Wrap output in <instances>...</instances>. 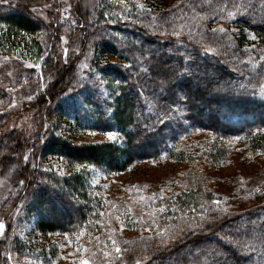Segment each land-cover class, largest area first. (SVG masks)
<instances>
[{"label": "trees", "instance_id": "1", "mask_svg": "<svg viewBox=\"0 0 264 264\" xmlns=\"http://www.w3.org/2000/svg\"><path fill=\"white\" fill-rule=\"evenodd\" d=\"M100 2L85 15L97 28L106 22V34L92 46L99 57L98 62L93 59L91 76L80 78L70 63L59 80L44 79L49 85L41 90L34 116L37 128H49L44 138L13 129L0 138V147L7 140L21 147L7 170L15 171L25 151H32L16 170L24 183L16 185L0 209L18 201L13 210L33 212L34 227L42 236L69 231L80 238L84 230L94 233L99 225L104 207L97 204L105 200L80 166L124 172L140 161L162 160L176 147L188 157L181 161L190 163L183 142L202 132L220 139L213 149L199 148L204 155L211 149L207 156L213 161L222 156L225 140L235 138L264 152V0H185L173 8L142 12L135 21L124 22L129 26L116 23L122 4ZM4 9L0 5V54L40 59V35L56 28L26 12ZM76 24L69 35L78 38ZM225 26L243 35L232 32L231 39ZM248 34L257 37L254 46L243 44ZM43 65L49 70L53 66L49 55ZM100 89L103 97L97 95ZM5 98L0 86V103ZM65 102L72 104L70 110ZM71 118L117 137L82 142L52 132L53 123ZM44 154L61 158L73 170L43 168L39 162ZM207 185L203 162L189 166L180 189L162 199L159 213L165 226L126 239L112 264H264V178L238 185L239 198L233 201L215 195ZM197 206L199 215L190 211ZM8 246L7 240L0 242V264H10Z\"/></svg>", "mask_w": 264, "mask_h": 264}, {"label": "rangeland", "instance_id": "2", "mask_svg": "<svg viewBox=\"0 0 264 264\" xmlns=\"http://www.w3.org/2000/svg\"><path fill=\"white\" fill-rule=\"evenodd\" d=\"M183 1L185 0H114L115 4L120 3L123 6L119 22L116 23L129 26L130 24L124 22L135 21L142 12L143 14L154 12L156 7L173 8ZM99 2L100 0H0V5L6 6L3 12H26L33 19L38 17L42 22H48L49 26L56 28L46 30L42 36L40 35L43 56L36 61L28 54L16 52L9 55L0 54V86L6 96L4 102L0 103V138L11 129L27 136L34 135L35 139L43 134L44 138L49 128L46 125L37 128V122L34 121L35 105L39 104L38 98L43 96L41 90L49 85L44 79L51 76L59 80L60 74L66 71L65 67L70 63L76 68L80 78L87 79L91 76L93 59L96 57L98 62L99 57L92 46H97L102 36L106 34L102 31L106 29L103 27L106 22L97 28L99 25H94L91 17L86 19L85 15L97 7ZM76 21H79L80 27L78 31L80 35L76 33L78 38L69 35L77 25ZM187 28L188 26L185 29ZM223 29L231 32L227 34L231 39L234 37L232 32L243 35V32H237L234 26H225ZM81 36L84 40L80 39ZM244 41L245 46H254L257 37L248 34ZM242 50L243 53L247 52V48ZM47 55L53 61L50 70L43 65ZM213 77L214 73L208 78ZM203 82L201 80L195 83ZM61 94L62 98L67 96L66 92ZM97 95L103 97L101 89ZM65 104L66 109L70 110L72 104L67 102ZM47 108L49 109V106ZM47 113H51V110L49 109ZM71 120L68 122L62 120L57 125L53 123L52 132L82 142H107L117 137V133L113 131L93 129L84 121L75 123ZM202 120L206 121V118ZM109 132H112L114 137H109ZM219 141V138L208 137L203 132L184 140L183 146L190 151V163L181 161L188 157L179 153L176 147L162 160L140 161L124 172L106 173L92 166L78 167L80 172L89 175L90 181L105 200V203L99 201L97 204L98 208L104 207L99 228L97 226L94 233L84 230L80 238H76L69 231L47 233L42 236L34 227L35 214L30 211L13 210L19 208L18 201L14 204L10 202L8 209H0V222L4 225L0 229V242L7 240L9 243L7 256L10 264H81L82 260L89 261V264H112L115 258L121 256V243L126 239L134 235L151 234L165 226L166 221L159 213L162 209V199L180 189L188 167L194 168L198 162H203L207 186L215 191V195H226L225 198L232 199L231 201L239 198L236 191L238 185L246 186L249 183L261 182L264 178V152L252 150L243 139L235 138L225 140L222 156L218 154L219 159L213 161L207 154ZM201 145L212 147L204 155L199 149ZM20 149L21 147L9 140L0 147V206L14 192L17 184L24 183V179L17 176L16 170L25 165V159L29 158L32 151H25L26 155L22 162L15 166V171L7 170ZM39 164L43 168H53L60 173L73 170L68 168L61 158L53 155L44 154ZM178 206L181 208L184 205ZM199 207L196 209L191 207L190 211L199 215L197 212ZM184 211L186 213L187 208H184ZM65 212L67 211L63 213ZM117 248L120 251H117Z\"/></svg>", "mask_w": 264, "mask_h": 264}, {"label": "snow or ice", "instance_id": "3", "mask_svg": "<svg viewBox=\"0 0 264 264\" xmlns=\"http://www.w3.org/2000/svg\"><path fill=\"white\" fill-rule=\"evenodd\" d=\"M209 50H211V49H209ZM108 136H109V137H114V134H113L112 132H109V133H108ZM217 203H218V202H217ZM3 227H4L3 223L0 222V229H2ZM117 251H120V249L117 248ZM81 264H89V261H87V260H82V261H81Z\"/></svg>", "mask_w": 264, "mask_h": 264}]
</instances>
